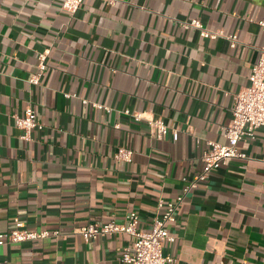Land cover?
Here are the masks:
<instances>
[{
  "label": "crops",
  "instance_id": "1",
  "mask_svg": "<svg viewBox=\"0 0 264 264\" xmlns=\"http://www.w3.org/2000/svg\"><path fill=\"white\" fill-rule=\"evenodd\" d=\"M62 3L0 0V232L15 221L49 231L0 244V264H131L121 256L133 235L85 239L77 227L135 211L149 230L157 200L197 179L264 48V0H83L73 13ZM191 20L223 34L203 36ZM27 106L40 124L31 139L12 116ZM150 119L168 133L157 138ZM120 146L130 160L115 157ZM237 148L247 157L212 169L165 224L171 264H264V126Z\"/></svg>",
  "mask_w": 264,
  "mask_h": 264
},
{
  "label": "built area",
  "instance_id": "2",
  "mask_svg": "<svg viewBox=\"0 0 264 264\" xmlns=\"http://www.w3.org/2000/svg\"><path fill=\"white\" fill-rule=\"evenodd\" d=\"M112 3L114 0H103ZM83 0H63L62 7L66 11L73 13L82 4ZM259 26L264 30V19L258 20ZM189 25L198 27L203 36L215 37L223 34L221 30L210 31L201 26L197 20H191ZM231 45H234L236 34L226 35ZM49 49L38 52L37 72L30 78L31 82L39 83L41 75L46 69V58ZM249 83L232 94L231 120L224 127V136L227 141L219 143L210 141V148L201 156L203 166L196 180L188 182L180 194L173 200L159 198L157 206L159 213L155 216L149 230H139L137 228L138 215L135 211L126 214L123 222L109 220L106 222H89L77 227V231L85 239H90L98 235L111 234L113 232H125L134 236L131 247L126 248L121 259L125 263L131 264H171L174 262L173 256L163 253L162 241L173 240L165 230V224L175 220V211L183 196L191 188H195L200 181L208 178L210 171L219 165L225 164L231 157L246 158L247 154L238 150L237 144L243 138H253L258 127L264 126V48H260L256 60L250 67L248 75ZM16 126L21 129V137L31 139V131L35 127H40L36 115L31 106H27L22 114H12ZM138 118L139 114L136 113ZM150 129L157 138H162L169 131L168 126L161 119L148 120ZM173 140L178 137V131L172 129ZM132 149L124 146L118 147L115 157L121 160H130ZM56 231L53 232L55 234ZM49 235L47 229L34 230L23 226L21 221H15L14 226L7 232H0V244L3 242H21L36 240ZM214 264H235L228 261L218 260Z\"/></svg>",
  "mask_w": 264,
  "mask_h": 264
}]
</instances>
